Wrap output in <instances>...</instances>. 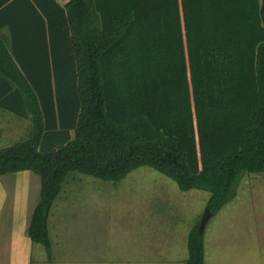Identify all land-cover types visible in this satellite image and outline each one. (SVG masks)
I'll return each instance as SVG.
<instances>
[{
	"label": "trees",
	"instance_id": "1",
	"mask_svg": "<svg viewBox=\"0 0 264 264\" xmlns=\"http://www.w3.org/2000/svg\"><path fill=\"white\" fill-rule=\"evenodd\" d=\"M28 2L44 45H0V105L31 132L0 148V174L38 175L27 234L48 256L71 171L119 182L147 166L207 191L211 214L264 172V0ZM199 223L184 264H205Z\"/></svg>",
	"mask_w": 264,
	"mask_h": 264
},
{
	"label": "rangeland",
	"instance_id": "2",
	"mask_svg": "<svg viewBox=\"0 0 264 264\" xmlns=\"http://www.w3.org/2000/svg\"><path fill=\"white\" fill-rule=\"evenodd\" d=\"M7 115L15 124L22 121ZM26 126L13 140L30 135L29 119ZM208 195L199 189L182 191L170 177L147 166L130 171L119 182L71 171L51 206L50 245L58 256L73 244L72 256L78 258L79 252L87 264L95 254L106 258L117 247H143L148 255L159 245L176 249L181 233L187 235L201 220ZM38 200L39 177L34 172L0 176V201ZM202 233L207 264H264V172H242L236 195L209 216ZM90 234L96 243H91Z\"/></svg>",
	"mask_w": 264,
	"mask_h": 264
},
{
	"label": "crops",
	"instance_id": "3",
	"mask_svg": "<svg viewBox=\"0 0 264 264\" xmlns=\"http://www.w3.org/2000/svg\"><path fill=\"white\" fill-rule=\"evenodd\" d=\"M57 1L60 4L65 3V0ZM42 30L38 14L32 10L28 0H0V45H44V32ZM10 100L11 98L4 101ZM13 107L15 110L16 101H14V104L12 101L0 105V148L16 140H13L16 134L24 132L28 126V123L26 126V122L29 118L14 113ZM7 112L22 118V121L15 124L16 121L7 115ZM19 125H23V127ZM18 129L23 130L19 131ZM25 171L27 170L20 172ZM7 174L10 173L0 174V176ZM36 203L37 201H0V227L2 228L0 229V264H87L84 263L86 257L79 252L78 258L75 259L72 256V250L75 248L73 244L64 248L58 253V256L55 254L56 251H53V246L50 245V255L48 256L44 246L31 242L27 230ZM49 217L50 212L47 220V229L51 244ZM94 232L98 237V230L94 229ZM89 239L91 243L95 242L91 234ZM186 240L187 235L181 233L180 240L177 238L179 248L171 249L159 245L150 250V255L146 253L143 247L139 246L117 247L114 251L108 252L110 255L106 258L99 257L102 256L101 253L99 255L93 254L94 256H91L92 259L88 263L154 264L151 260L156 259L168 261L170 264H184L188 255L185 249ZM78 247L80 249V246ZM101 260L104 262H101ZM164 264L167 263L164 262ZM222 264L226 263L223 262Z\"/></svg>",
	"mask_w": 264,
	"mask_h": 264
},
{
	"label": "water",
	"instance_id": "4",
	"mask_svg": "<svg viewBox=\"0 0 264 264\" xmlns=\"http://www.w3.org/2000/svg\"><path fill=\"white\" fill-rule=\"evenodd\" d=\"M210 215H211V212L207 208H205L204 213L202 215V218L200 220L199 226H198V232L199 233H202L204 225H205V223H206V221Z\"/></svg>",
	"mask_w": 264,
	"mask_h": 264
}]
</instances>
